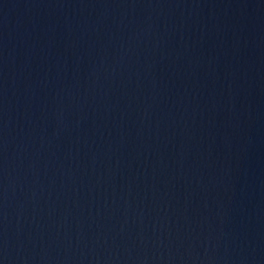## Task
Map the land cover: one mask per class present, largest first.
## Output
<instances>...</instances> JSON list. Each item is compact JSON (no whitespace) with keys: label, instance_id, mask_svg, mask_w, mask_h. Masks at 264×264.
<instances>
[{"label":"water","instance_id":"95a60500","mask_svg":"<svg viewBox=\"0 0 264 264\" xmlns=\"http://www.w3.org/2000/svg\"><path fill=\"white\" fill-rule=\"evenodd\" d=\"M0 264H264V0H0Z\"/></svg>","mask_w":264,"mask_h":264}]
</instances>
